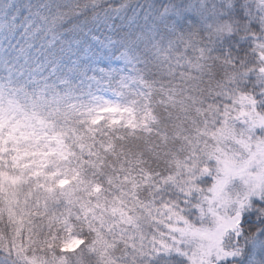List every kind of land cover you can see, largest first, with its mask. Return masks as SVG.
<instances>
[{
  "label": "snow or ice",
  "instance_id": "obj_1",
  "mask_svg": "<svg viewBox=\"0 0 264 264\" xmlns=\"http://www.w3.org/2000/svg\"><path fill=\"white\" fill-rule=\"evenodd\" d=\"M0 264H264V0H0Z\"/></svg>",
  "mask_w": 264,
  "mask_h": 264
}]
</instances>
